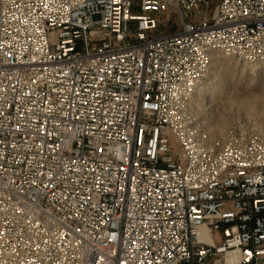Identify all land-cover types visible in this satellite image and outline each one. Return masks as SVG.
<instances>
[{
	"label": "built area",
	"instance_id": "1",
	"mask_svg": "<svg viewBox=\"0 0 264 264\" xmlns=\"http://www.w3.org/2000/svg\"><path fill=\"white\" fill-rule=\"evenodd\" d=\"M199 1L0 0V264H264V133L195 112L264 0Z\"/></svg>",
	"mask_w": 264,
	"mask_h": 264
},
{
	"label": "rangeland",
	"instance_id": "2",
	"mask_svg": "<svg viewBox=\"0 0 264 264\" xmlns=\"http://www.w3.org/2000/svg\"><path fill=\"white\" fill-rule=\"evenodd\" d=\"M219 1L200 0L189 20L210 17ZM159 20L162 33L181 27L177 15H163ZM195 112L211 137L222 138L231 129L264 133V64L218 58L205 80ZM212 118L218 119L220 126L214 128Z\"/></svg>",
	"mask_w": 264,
	"mask_h": 264
},
{
	"label": "bare ground",
	"instance_id": "3",
	"mask_svg": "<svg viewBox=\"0 0 264 264\" xmlns=\"http://www.w3.org/2000/svg\"><path fill=\"white\" fill-rule=\"evenodd\" d=\"M213 125H214V128L217 127V126H220L219 120L218 119L216 120V118L213 119ZM200 234H201V236L206 237L207 236V231L204 228H202V229H200Z\"/></svg>",
	"mask_w": 264,
	"mask_h": 264
}]
</instances>
